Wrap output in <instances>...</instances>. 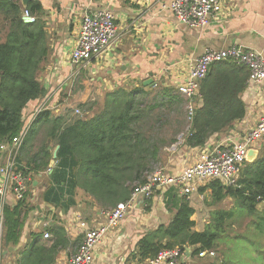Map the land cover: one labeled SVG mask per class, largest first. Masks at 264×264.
Returning <instances> with one entry per match:
<instances>
[{
    "label": "trees",
    "instance_id": "trees-1",
    "mask_svg": "<svg viewBox=\"0 0 264 264\" xmlns=\"http://www.w3.org/2000/svg\"><path fill=\"white\" fill-rule=\"evenodd\" d=\"M25 10L36 17L35 23L24 22ZM44 16L40 0L26 7L20 0H0V143L23 130L26 109L47 95L39 81L51 54ZM248 79L247 68L231 61L211 67L201 83V105L185 137L186 146L203 147L212 136L231 131L236 122L245 118L242 94ZM153 95L155 102L151 104ZM185 105V99L175 87L141 84L130 91L120 88L106 93L103 111L92 117L70 121L44 111L36 118L30 133L35 137L42 130L46 137L39 151L31 154L34 137L30 140L29 133L19 158V162H26L28 169L21 168L33 179L51 171V188L42 195L45 203L62 210L70 208L76 205V191L80 189L100 208L114 207L130 198L132 185L144 182L159 161L162 149L176 143V135L182 131L183 120L172 138L160 137L158 126L163 114L157 110H164V115L170 117L176 112L183 114ZM51 144L55 149L59 146L53 168L50 167ZM209 188L216 203L227 197L236 200L235 210L213 212L205 231L197 232L192 219L195 210L183 197L169 224L150 230L139 240L135 256L139 263L144 264L162 251L177 247L193 248V258H200V253L214 252L243 215L256 219L253 227L264 237V211L258 210L259 205H264V151L246 163L237 187L226 188L219 181H213ZM35 209L29 194L15 206H4L1 237L4 247L19 245L25 224ZM47 231L52 235L48 240L44 239V233H29L26 248L16 264L57 263L60 253L71 246V240L61 225H53ZM261 242L258 251L264 264V241Z\"/></svg>",
    "mask_w": 264,
    "mask_h": 264
},
{
    "label": "crops",
    "instance_id": "crops-1",
    "mask_svg": "<svg viewBox=\"0 0 264 264\" xmlns=\"http://www.w3.org/2000/svg\"><path fill=\"white\" fill-rule=\"evenodd\" d=\"M40 1L44 9L51 54L39 76L47 95L44 99L33 102L25 111V121L32 125L37 118L36 111L44 104L52 117L68 119L70 114L66 111L69 105L64 99L74 97L80 103H85V96L82 99L79 97L80 93H76V84L81 79L84 84L93 82L102 99L106 93L120 88L128 91L137 88L150 78H153L157 85L177 88L187 80L190 68L208 48L223 50L231 46H242L260 53L264 59V0H222L223 14L212 20L205 29L191 28L178 22L173 14L164 8L172 0ZM97 9H108L115 14L117 41L100 58L80 68L79 76L73 77L76 69L70 63V53L79 36L82 18L88 11ZM74 93L77 96H72ZM242 100L246 105V116L236 122L231 131L216 134L205 146L195 148L185 145L186 135L179 137L176 143L162 149L154 168L159 165L157 168L164 169L170 175H176L195 164L204 152L240 141L256 126L264 113L262 87L248 81ZM199 104L201 105V101ZM41 133L44 136L45 132L42 130L38 135ZM51 148L52 144L50 150ZM258 155L257 150L256 158ZM7 158V153H1L0 165L6 163ZM19 164L28 169L26 162ZM50 174L51 172H43L35 179L31 178L28 194L36 209L29 216L17 247L6 248L1 243L4 207L0 204V264H16L26 248L30 232L44 233L45 229L57 224L65 227L71 240V246L60 253L56 263L65 264L82 241L79 222H85L90 228H97L104 223L102 208L83 190L76 191V205L64 210L42 201V195L52 185ZM210 183L197 186V191L189 199L191 207L195 210L192 219L196 223L194 230L197 232L205 231L211 223L210 216L213 212L225 210L221 205L234 203L231 197L216 203L213 191L209 188ZM183 197L185 196L178 188L169 187L158 191L148 206L139 198L121 226L98 245L94 264H141L135 257L139 240L150 230L162 224H169L179 200ZM16 204L17 201L10 197L6 205ZM204 209L210 213L206 217L202 214ZM189 249L191 251L193 248ZM190 258L184 259L182 264L186 261L188 264Z\"/></svg>",
    "mask_w": 264,
    "mask_h": 264
},
{
    "label": "built area",
    "instance_id": "built-area-1",
    "mask_svg": "<svg viewBox=\"0 0 264 264\" xmlns=\"http://www.w3.org/2000/svg\"><path fill=\"white\" fill-rule=\"evenodd\" d=\"M149 2V0H146ZM167 8L173 16L186 26L196 29L207 28L211 21L218 19L224 11L222 0H172ZM23 20L26 24L36 22V17L27 10ZM118 38V27L115 14L108 9H97L84 14L79 30V36L70 53V63L76 70L73 77L79 76L80 68L86 67L92 60L100 58L114 45ZM231 61L244 66L249 71L250 83L258 84L264 92V59L256 51L242 46L217 50L208 48L190 68L187 80L180 83L176 90L186 101L187 134L193 122L196 110L201 101V83L207 77L214 64ZM46 104L36 111L35 117L47 111ZM75 113L82 116V111L76 108ZM36 119V118H35ZM80 119V118H78ZM32 124L26 123L23 130L9 141L0 144V153H7L6 163L0 165V204L4 207L9 198L17 203L26 198L32 180L27 176L19 162L23 145L30 133ZM264 140V113L256 126L247 132L240 141L218 146L204 152L198 161L176 175L168 174L162 168H154L143 183L133 186L130 198L114 207L101 209L104 218L97 228H90L85 222H79L82 241L76 252L65 264H94L95 252L98 245L114 230H117L127 218L139 198L148 206L156 193L169 187L178 188L189 200L197 186L206 182L219 181L224 187H237L240 174L249 161L251 152L258 150ZM49 172H51L49 170ZM47 227V226H45ZM52 236L45 229L44 239ZM192 251L189 247L164 250L145 264H182L190 258ZM212 256L211 253H200L199 257Z\"/></svg>",
    "mask_w": 264,
    "mask_h": 264
},
{
    "label": "rangeland",
    "instance_id": "rangeland-1",
    "mask_svg": "<svg viewBox=\"0 0 264 264\" xmlns=\"http://www.w3.org/2000/svg\"><path fill=\"white\" fill-rule=\"evenodd\" d=\"M76 86H77L76 93H80L79 97H82V99L85 96V103H80V101L78 99H75L74 97H68L67 99H64L65 103L70 106V107L67 106V111H66L68 115L70 114L68 120L75 121L78 118H84L87 116L90 117L93 114L101 113L104 109V98L100 99V95H98V90L97 88H95V84H93V82H88L87 84H84L81 79L80 81L77 82ZM72 96H77V94L74 93ZM154 98L155 95H153L150 98V100H152L150 101L151 104H154L155 102ZM76 108L81 109L82 116H79L75 113ZM157 113L163 114L161 123L158 126L159 127L158 133L160 137H164L168 140L172 138L174 136V130L178 127H181L182 120L184 121V125L182 127V131L176 135V138L187 135L186 129L188 128V123H187L186 106H185V110L183 111V114H181L180 112H176L173 115H170V117H167L164 115L166 114L164 110H157ZM42 135L43 134L41 133V135L34 137L32 133H30L31 136L30 140L33 139L32 136L34 137V141L32 143V148H31V152H32L31 154L39 151L40 146L42 145V141L46 137L45 133L44 136ZM51 151L53 154L55 148L54 147L51 148ZM260 151H264V140L259 145L258 152ZM54 166H56V163ZM157 167H159V165L155 166V168ZM30 177L32 178L31 175ZM136 184L138 183L136 182L132 186ZM237 204L238 203L236 202V200H234V203H226L224 205H221V208L227 211L229 209L235 210ZM258 210L260 213L263 212L264 205L263 204L259 205ZM202 214H204L206 217L210 213L208 210L204 209L202 211ZM211 221H212V217H211ZM254 221H256V219L249 217L248 215H243L241 218H238L236 222H234V227L230 228L226 236H224L222 240L219 242L218 250L214 251V255L212 256L208 255L203 258L191 257L189 259L190 262L188 264H263L261 261V255L259 254L258 251V246L261 245L262 243L261 241H264V237L259 236L256 228L253 227Z\"/></svg>",
    "mask_w": 264,
    "mask_h": 264
},
{
    "label": "water",
    "instance_id": "water-1",
    "mask_svg": "<svg viewBox=\"0 0 264 264\" xmlns=\"http://www.w3.org/2000/svg\"><path fill=\"white\" fill-rule=\"evenodd\" d=\"M20 1L22 2L23 6L26 7V6H28V4H29L30 2H32V1H34V0H20ZM143 85H144L145 87H148V86H150V87L157 86V84H156V82H155V80H154L153 78H150V79L146 80V81L143 83ZM58 150H59V146L56 148V150H55L54 153H53V159H52V161H51V163H50V167H51V168H53V166H54L55 163H56L57 152H58ZM248 158H249V161H250V162L253 161V160L256 158V156H255V152H251Z\"/></svg>",
    "mask_w": 264,
    "mask_h": 264
}]
</instances>
